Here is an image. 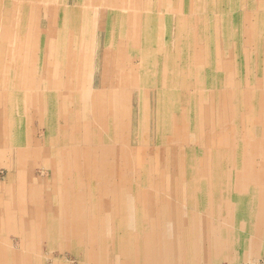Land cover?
I'll return each mask as SVG.
<instances>
[{
	"label": "rangeland",
	"instance_id": "obj_1",
	"mask_svg": "<svg viewBox=\"0 0 264 264\" xmlns=\"http://www.w3.org/2000/svg\"><path fill=\"white\" fill-rule=\"evenodd\" d=\"M121 2L122 8H102V0H0V264H184L179 255L184 230L219 218H212V211L195 216V210L206 209L199 191L185 206L190 199L185 189L200 190L204 179L194 160L203 158L206 164L209 159V190L215 158L230 156V175L241 172L232 166L238 165L234 158L243 147L236 144L247 136L249 106L226 99V91L235 92L237 100L255 93L247 124L252 135L246 139L255 145L260 139L264 0ZM169 4L174 10L166 8ZM170 17L174 22L167 23ZM148 18L156 22L147 24ZM142 19L144 25L135 24ZM230 107L241 111L238 128L221 123ZM187 108L189 128L172 130ZM229 129H239L241 136ZM262 152L257 145L250 152L253 178L260 179ZM78 167L87 175L76 178ZM221 183L218 188L227 186ZM122 197L134 202L139 215L135 227L128 224L119 234L114 226ZM234 202L220 197L215 205L228 214L222 224L226 254L218 262L204 253L199 264H264V247L255 254L246 252L243 242L234 248L235 237L240 239L234 223L247 220L245 203L234 211ZM246 202L256 205L253 197ZM20 219L25 221L22 233ZM95 224L92 245L88 232ZM208 234L213 237L208 250L215 255L217 238ZM246 235L260 242L255 233ZM90 244L96 247L95 262L87 257Z\"/></svg>",
	"mask_w": 264,
	"mask_h": 264
},
{
	"label": "bare ground",
	"instance_id": "obj_2",
	"mask_svg": "<svg viewBox=\"0 0 264 264\" xmlns=\"http://www.w3.org/2000/svg\"><path fill=\"white\" fill-rule=\"evenodd\" d=\"M182 23V22H181ZM158 34V33H157ZM76 38V37H75ZM219 39V38H218ZM250 40V39H249ZM79 46V45H78ZM150 53V52H149ZM146 54V53H145ZM245 54V53H244ZM245 55H247V54H245ZM244 55V56H245ZM259 55V54H258ZM75 56V55H74ZM135 56V55H134ZM248 56V55H247ZM260 56V55H259ZM219 59V58H218ZM246 62V61H245ZM259 62V61H258ZM219 64V63H218ZM26 70V69H25ZM14 80V79H13ZM146 81V80H145ZM249 82V81H248ZM141 83V82H140ZM234 84H236V83H234ZM217 85V84H216ZM228 86H230L231 88L233 87H235L236 85H230V84H227ZM244 86V85H243ZM155 87V86H154ZM225 88H226V86H225ZM224 90V89H223ZM218 92V91H217ZM218 95H219V93H217ZM249 94H250V96H249ZM253 94H255V93H251V92H248V95H245L244 97H240L239 96V100H237V96H236V93L234 92V93H230V92H228V91H226V93H225V98L226 99H230L231 101H232V99H233V101L234 102H238L239 103V101H240V104H244V108L246 107V106H249L248 107V112H247V114H246V116H245V118L247 119V121H246V134L245 135H247V136H249L250 134L252 135V131H250V129H248L247 130V124H248V121H249V116H250V112H251V110H252V104H253V102H254V95ZM252 95V96H251ZM78 96V95H77ZM207 96V95H206ZM205 96V97H206ZM223 96H224V94H223ZM256 96V95H255ZM209 97V96H208ZM230 97V98H229ZM78 98V97H77ZM171 98V100H169V101H173V97H170ZM185 98V97H184ZM248 98V99H247ZM67 99V98H66ZM186 99V98H185ZM206 99V98H205ZM217 100H218V98H217ZM250 100V101H249ZM177 103H178V100L176 101ZM217 102H219V101H217ZM147 103V102H146ZM171 103V102H170ZM239 104V105H240ZM248 104V105H247ZM223 105V104H222ZM231 106V105H230ZM146 107V106H145ZM147 108V107H146ZM255 108V107H254ZM63 110L65 109V107H63L62 108ZM179 109V108H178ZM79 110V109H78ZM145 110V109H144ZM238 110L239 109H237V108H234V111H233V107H230L229 108V111H228V120L227 119H224L223 117V120H222V122L221 123H225V124H235L236 125V128H238V124L240 125L241 124V121H242V116L240 115V113H241V111H240V113H238ZM206 111V110H205ZM171 112V111H170ZM181 112H183V116L180 118V120H179V122H178V124L180 125V126H176V125H173V126H171V128H172V130H175V131H181V130H183L184 129V127H188L189 128V126H188V124L186 123V118H189L190 117V113H191V108H187V109H185V110H182ZM213 112V111H212ZM246 112V111H245ZM174 114V113H173ZM213 114V113H212ZM252 114V113H251ZM148 115V114H147ZM248 115V116H247ZM213 116V115H212ZM131 117V116H130ZM175 117V116H174ZM52 118V117H51ZM221 118V119H222ZM171 119V118H170ZM218 119V118H217ZM220 119V118H219ZM145 120H146V118H145ZM182 120V121H181ZM258 120V119H257ZM128 121V120H127ZM213 121V120H212ZM224 121V122H223ZM123 122V121H122ZM125 123H126V121H124ZM158 122V121H157ZM211 122V121H210ZM52 123V122H51ZM145 123V122H144ZM148 123V122H147ZM203 123V122H202ZM219 123H220V121H219ZM218 126V125H217ZM14 127V126H13ZM98 127V126H97ZM128 127H131V126H128ZM225 127H226V125H225ZM224 127V128H225ZM148 128V127H147ZM230 128V127H229ZM132 129V128H131ZM130 129V130H131ZM143 129H144V127H143ZM227 129V128H226ZM14 130H15V128H14ZM55 130H56V128H55ZM124 131H125V129H123ZM146 130V129H145ZM187 130V129H186ZM237 130V131H236ZM70 131V130H69ZM206 131V130H205ZM229 131H232L233 133H236V136H237V138H239L240 136H241V133H240V130L239 129H229ZM236 131V132H235ZM72 132V131H71ZM70 132V133H71ZM170 132V131H169ZM168 132V133H169ZM201 132H203V131H201ZM65 133H67V132H65ZM83 133V132H82ZM129 133H132V131L131 132H129ZM231 133V132H230ZM48 134V133H47ZM126 134H128V132L126 133ZM147 134V133H146ZM157 134H158V127H157ZM157 134L155 133L154 135H155V142L157 141V143H161L160 142V138L158 139V136H157ZM83 135V134H82ZM148 135V134H147ZM180 135V134H179ZM213 135H214V133H213ZM181 136H182V134H181ZM218 136V135H217ZM221 136H223V135H221ZM247 136H242V138H240L239 140H238V142H237V146H243V147H245L246 145H248V149L247 150H245V149H243V147H242V149H241V152H240V154H239V152H236V153H238V156H235V158H234V161H237L236 163H238V165L237 166H235V165H233L232 167H236V169L237 170H241V172H239V173H235V174H233V175H230V173H229V169H230V166H229V164H230V162H231V157L230 156H224V155H222V157H220L221 159L219 160V159H216L215 158V156H212V157H214L215 159L214 160H216V162L214 161L213 163H211V164H213V166H211L210 167V172H209V174L211 173V177H210V180H211V182L209 183V184H211L212 185V188H211V190H209V189H207L206 187H207V185H208V179H207V177H205L206 176V172H207V170H206V168H207V166H208V160L209 159H207L208 157L206 156V155H204V158L205 159H207V163L206 164H204V162H203V158L202 159H200V160H198V161H196V160H194V165L196 166V168H197V170L200 172V174H201V176H203V180L201 181V189L199 190V189H193V187H188V188H186L185 189V193H187L186 195H189V197H190V199H187V201H186V207H188V206H190V205H192V203H191V201H192V197H194V196H196L197 194V192L199 191L201 194H202V199L203 200H205V202H204V206L206 207V209H208V210H211V208L210 207H213L214 206V204L212 203V201L213 200H216L217 198H220V197H224V198H228V197H233L234 199H235V204L234 205H237V204H239V203H241V204H243V202L245 203V207L247 206V203H246V199H248V198H251V197H253L254 198V200L256 201V207H251L252 209H248V210H255L256 211V213L258 214V216H260V215H263L264 214V162L260 165V173L262 172V174H260L259 173V177H260V179H257L256 177L255 178H253V172H252V170H251V162L249 161V157H250V152L252 151V149H254V148H256V145H257V148L258 149H262L263 150V152H262V154H263V158H264V130H260V132H258V136H260V139H259V141H258V143L255 145V143H256V141L255 142H252V140H248V139H250L249 137H247ZM257 136V137H258ZM83 137V136H82ZM180 137V136H179ZM246 137L248 138V139H246ZM257 137H256V139L255 140H257ZM3 138V137H2ZM1 138V139H2ZM14 138V137H13ZM126 138V137H125ZM204 138H207V137H205L204 136ZM210 138V137H209ZM226 138L227 139H229L230 138V135H229V137H228V135H226ZM3 139H5V138H3ZM75 139V138H74ZM100 139V138H99ZM180 139H182V138H180ZM215 139V138H214ZM221 140H222V142L225 140V137H222V138H220ZM6 140V139H5ZM4 140V141H5ZM49 140V139H48ZM123 140V139H122ZM127 140V139H126ZM130 140V139H129ZM209 140V139H208ZM240 140H242V141H240ZM15 141V140H14ZM21 141H22V139H21ZM47 141V140H46ZM148 141V140H147ZM204 141H206V140H204ZM204 141L202 140V143H204ZM89 142V141H88ZM124 142H127V141H124ZM129 142V141H128ZM127 142V143H128ZM227 142H229V141H227ZM234 142V141H233ZM236 142V141H235ZM68 143V142H67ZM66 143V144H67ZM79 143V142H78ZM98 143H99V141H98ZM142 143V142H141ZM248 143V144H247ZM129 144V143H128ZM147 144V143H146ZM207 144V143H206ZM235 144V143H234ZM77 145V144H76ZM87 145V144H86ZM223 146H225V145H223ZM234 146V145H233ZM35 147V146H34ZM37 147V146H36ZM55 147H58V146H55ZM113 147V146H112ZM205 147V146H204ZM216 147V146H215ZM129 148V147H128ZM211 148V147H210ZM219 148H220V146H219ZM222 148V147H221ZM27 149V148H26ZM38 149V148H37ZM113 149V148H112ZM124 149V148H123ZM123 149H121V150H123ZM131 149V148H130ZM208 149V148H207ZM240 149V148H239ZM16 150V149H15ZM19 150V149H18ZM31 150V149H30ZM36 150V149H35ZM115 150V149H114ZM129 150V149H128ZM232 150V149H231ZM40 151V150H39ZM59 151V150H58ZM132 151V150H131ZM211 151V150H210ZM214 151V150H213ZM29 152V151H28ZM30 152H33L32 150L30 151ZM123 152V151H122ZM135 152V151H134ZM220 152V151H219ZM219 152H217L216 154H218ZM17 153V152H16ZM34 153V152H33ZM59 153V152H58ZM132 153V152H131ZM211 153H213V152H211ZM229 153V152H228ZM31 154V153H30ZM40 154V153H39ZM64 154V153H63ZM150 154V153H149ZM208 154H209V152H208ZM207 154V155H208ZM231 154H232V152H231ZM127 155V154H126ZM212 155V154H211ZM37 156V155H36ZM160 156V155H159ZM190 155H188V158L189 159H192V157H189ZM232 156V155H231ZM26 157V156H25ZM31 157V156H30ZM123 157V156H122ZM126 157V156H125ZM147 157V156H146ZM187 157V156H186ZM203 157V156H202ZM11 158H12V156H11ZM68 158V157H67ZM201 158V157H200ZM25 159V158H24ZM143 159V158H142ZM145 159V158H144ZM164 159V158H163ZM211 160H213L212 158H210ZM115 160H116V158H115ZM95 161V160H94ZM218 161H224V162H222V164H218ZM92 162V161H91ZM117 162V161H116ZM144 162H146V161H144ZM156 162V161H155ZM37 163V162H36ZM42 163V162H41ZM68 163V162H67ZM164 163V162H163ZM187 163V162H186ZM27 164V163H26ZM40 164V163H39ZM120 164V163H119ZM131 164V163H130ZM142 164V163H141ZM35 165V164H34ZM42 165V164H41ZM153 165V164H152ZM154 165H156V163L154 164ZM191 165V164H190ZM205 165V166H204ZM5 166V165H4ZM11 166V165H10ZM44 166V165H43ZM69 166V165H68ZM124 166V165H123ZM145 166V164L143 163V167ZM183 166H184V164H183ZM198 166V167H197ZM36 167H37V165H36ZM134 167V166H133ZM163 167V166H162ZM7 168V167H6ZM60 168H61V165H60ZM151 168V167H150ZM26 169V168H25ZM62 169V168H61ZM80 169V170H79ZM134 169V168H133ZM246 170H247V172H246ZM70 171V170H69ZM94 171V170H93ZM221 171V172H220ZM198 172V173H199ZM80 173V174H79ZM122 173V172H121ZM189 173V172H188ZM248 173H251L250 175H248ZM41 174V173H40ZM82 174H84V175H87V170H82L81 171V168H79L78 167V169L76 170V173H75V176H76V178L78 177V176H82ZM94 174H95V172H94ZM109 174V173H108ZM91 175V174H90ZM36 176V175H35ZM38 176H39V174H38ZM51 177V176H50ZM39 178V177H38ZM48 178V177H47ZM68 178V177H67ZM94 178V177H93ZM130 178V177H129ZM45 179V178H44ZM82 179V178H81ZM86 179H87V177H86ZM46 180V179H45ZM51 180V179H50ZM49 180V181H50ZM80 180V179H79ZM24 181V180H23ZM47 181V180H46ZM56 181V180H55ZM70 181H71V179H70ZM145 181L146 180H143V184H145ZM231 181H234V182H231ZM219 182H222L221 184H223V183H225L227 186L226 187H223V185H222V189H220V188H218L217 186H218V184H219ZM66 183V182H65ZM193 183V182H192ZM62 185V184H61ZM82 185H84V187L85 186H87L88 185V183H82ZM26 186V185H25ZM49 186V185H48ZM142 186H145V185H142ZM262 186V187H261ZM30 187V186H29ZM55 187V186H54ZM7 189V188H6ZM157 189V188H156ZM8 190V189H7ZM6 190V191H7ZM67 190V189H66ZM31 191V190H30ZM64 192V191H63ZM123 193L121 194V195H124L125 193H124V191H122ZM198 192V193H199ZM8 193V192H7ZM10 193V192H9ZM6 194V193H5ZM28 194H30V193H28ZM36 194V193H35ZM56 194V193H55ZM46 195V194H45ZM185 195V196H186ZM210 195H213L212 197H210ZM26 196V195H25ZM31 196V195H30ZM64 197H65V195H64ZM144 197H145V195H144ZM26 198V197H25ZM66 198H67V194H66ZM133 198V197H132ZM31 199V198H30ZM46 200H47V197L45 198ZM145 200H146V198H144ZM183 199H184V196H183ZM4 200V199H3ZM57 200V199H56ZM69 201V200H68ZM58 202V201H57ZM208 202H210L211 203V206H208ZM35 203V202H34ZM46 203H48V202H46ZM145 203V202H144ZM194 203V202H193ZM199 203V202H198ZM217 203V202H216ZM2 204H4L3 202H2ZM52 205V204H51ZM134 202L133 201H129V202H125V200H124V198L122 197V200H121V202H120V208H121V210L123 211H121L120 213V219H119V222H117V224H116V226H114V227H117V229L119 230V234H121L122 232V230L123 229H125V227L129 224H132V227H135V221H134V216H136V215H139L138 213H137V211H136V208L134 207ZM233 205V206H234ZM251 205V204H250ZM56 206H58V205H56ZM109 206V205H108ZM2 207H4V206H2ZM143 207V206H142ZM199 207V206H198ZM35 208V207H34ZM55 208V207H54ZM60 209V208H59ZM58 209V210H59ZM200 209V208H199ZM33 210V209H32ZM41 210V209H40ZM142 210H143V208H142ZM168 210L170 211V209H169V207H168ZM167 209H166V211H168ZM222 210V209H221ZM220 210V211H221ZM224 210V209H223ZM42 211H43V209H42ZM41 211V212H42ZM124 212H127V213H125L124 214ZM143 212V211H142ZM248 212V211H247ZM35 213V212H34ZM49 213V212H48ZM119 213V212H118ZM215 213V212H214ZM147 213L145 212L144 213V216H147L146 215ZM4 215V214H3ZM8 215V214H7ZM16 215V214H15ZM38 215V214H37ZM52 215V214H51ZM54 215V214H53ZM126 215V216H125ZM46 216V215H45ZM57 216V215H56ZM168 216H170V212L168 213ZM215 216V215H214ZM14 217V216H13ZM205 217V216H204ZM208 217V216H207ZM14 219V218H13ZM43 219V218H42ZM60 219V218H59ZM38 221V220H37ZM44 221V220H43ZM24 222L25 221H23V219H20V220H18V229H19V232L20 233H22L23 232V228L25 227L23 224H24ZM42 222V221H41ZM40 222V223H41ZM61 222V221H60ZM106 222H107V224H110L109 222L110 221H108V218H106ZM225 222V221H224ZM11 223H12V221H11ZM99 223V222H98ZM2 224V223H1ZM162 225H164L165 227L164 228H167L166 229V234L168 233L169 234V225L167 224V222H162L161 223ZM250 224V223H249ZM15 225V224H14ZM42 225H43V223H42ZM147 225H149V224H147ZM207 225V224H206ZM93 226H95L94 227V229L93 230H91L90 232L91 233H89L88 231H86V232H88V234H90L91 236V239H93L94 238V240H91V242H92V245L94 244V241H95V237L97 236V235H94L95 233H96V230H97V228H98V226H99V224L97 225V224H95V225H93ZM43 227H44V225H43ZM58 227V226H57ZM151 227H153V225L152 226H150V228ZM207 228V227H206ZM17 229V230H18ZM116 229V228H115ZM120 229H122V230H120ZM134 229V228H133ZM58 230V229H57ZM208 230V229H207ZM251 230V229H250ZM227 231V230H226ZM245 231H246V229H245ZM262 231V230H261ZM93 232H95V233H93ZM251 232V231H250ZM59 233H57V235H58ZM227 234V233H226ZM21 235V234H20ZM22 236H23V234H22ZM27 237V236H26ZM121 237V236H120ZM164 237H166V239H168V235H166V236H164ZM61 238V237H60ZM156 238V237H155ZM25 239V238H24ZM29 239V238H28ZM98 239V238H97ZM153 239H154V237H153ZM89 240V241H90ZM23 241V240H22ZM165 241H167L168 242V240H165ZM68 242H69V240H68ZM118 242H119V240H118ZM166 242V243H167ZM144 243V242H143ZM16 244V243H15ZM52 244H53V242H52ZM6 245V244H5ZM11 245H13V244H11ZM50 246V245H49ZM228 246V245H227ZM12 247V246H11ZM91 247V248H90ZM147 247V246H146ZM145 247V248H146ZM199 247V246H198ZM7 248V247H6ZM100 247H99V245H98V249H99ZM194 248V247H193ZM212 248V247H211ZM227 248V247H226ZM88 252H87V257H88V259H89V262H95V261H97V259H98V257H97V254H96V251H95V249H96V247H95V249L93 248V246H91V244H90V246L88 247ZM148 249V248H147ZM18 250V249H17ZM145 250V249H144ZM212 250V249H211ZM20 251H22V250H20ZM103 251V250H102ZM80 252V251H79ZM212 252V251H211ZM144 253V252H143ZM209 253V252H208ZM6 254V253H5ZM38 254V253H37ZM36 254V255H37ZM119 254H123V251H120L119 250ZM146 254H148V253H146ZM201 254V253H200ZM210 254V253H209ZM209 254H207L208 255V257H209ZM169 255H170V253H169ZM175 255V254H174ZM211 255V254H210ZM193 256H194V254H193ZM226 256H228V255H226ZM225 256V257H226ZM100 257V256H99ZM118 257V259L120 258L119 256H117ZM146 257V256H145ZM219 257V256H218ZM220 258V257H219ZM200 259V258H199ZM1 260V259H0ZM6 260V259H5ZM92 260V261H91ZM146 260V259H145ZM184 260V259H183ZM5 263H6V261H5ZM30 263V262H29ZM104 263V262H103ZM1 264H3V263H1ZM15 264V263H14ZM32 264V263H31ZM36 264H37V262H36Z\"/></svg>",
	"mask_w": 264,
	"mask_h": 264
},
{
	"label": "crops",
	"instance_id": "obj_3",
	"mask_svg": "<svg viewBox=\"0 0 264 264\" xmlns=\"http://www.w3.org/2000/svg\"><path fill=\"white\" fill-rule=\"evenodd\" d=\"M120 6H121V8L124 7L123 6V3L121 2V0H102V8H105V7L118 8ZM175 7L176 6H174V5L172 6V4H169V6H167L166 8H168V9L170 8V11H171V10H174L173 8H175ZM147 8H155V5L152 4V6H149V4H147ZM172 12H174V11H172ZM172 12H171V14H172ZM112 20L113 19H111V17H109L107 19V21H112ZM172 20H173V18L170 17L168 19V21L167 20L166 21H167V23H169ZM153 21L156 22V20L153 19V18H148V20H146L147 24H150ZM85 22H87V21L85 20ZM143 22H144V24L146 23L145 20L142 19L140 22H137L136 21L135 24L136 25L137 24L138 25H144ZM173 22H174V20H173ZM105 23H106V21H104L103 23H99V26L100 25L101 26L102 25H105ZM83 24H87V23H83L82 22V25ZM91 24H96V23H91ZM88 26H89V24H88ZM138 32H139V30H138ZM103 86L104 85H102V87ZM218 199L219 198H217L216 200H213L212 201V203L214 204V206L213 207H210L211 210H208V209L195 210V212H196V215L195 216H199V217H200V215L202 213H204V211H206V212L212 211L211 212L212 218L215 217L214 215H216V217L217 216L219 217L217 223H215L213 221L214 222V224H213V222L211 221L210 224H207V225L206 224L205 225L202 224V225H200L198 227L188 226L187 229H186V231L184 230V233L185 234L182 235V236H180L181 242H184V250H183V248L180 247L179 255L182 254L180 258H182V259L184 258V260H185L184 264L185 263L186 264H199V263H202L201 262V259L198 260V258L201 257V256L203 257L204 256V253H205V256H207V254L210 253L212 255L211 256L209 254L210 255V258L211 257L212 258L215 257V259H218V262H219V259L222 258L221 256H223V254L224 255L226 254L225 246L227 247L228 240H225L223 238L222 232L224 231L223 230L224 225L227 223V219H224V218L225 217L227 218L228 214H227V212L225 210H221V211L220 210H217V206H215V205H217L216 202H217ZM247 200L248 199H246V201ZM204 202L205 201H202V204L203 205H204ZM234 204H235V202H234ZM185 206H186V204H185ZM208 206H211V203L210 202H208ZM235 206L237 207V205H234L233 207H235ZM254 206L255 205H253V207ZM236 207L233 209L234 211H236ZM248 209H252V208L246 206V218H247L246 222L242 223V222L239 221L236 224L234 223V226H233L234 228L233 229H235V230H233V231H235L236 236L239 237L240 239L238 240L235 237V242L236 243H235V246H234V244H233V246H234V248L236 250L237 249V245L238 244H241V242H243L245 244V250H246V252L251 253V254H255L259 249L261 250L264 247V214L258 216V214L256 213L255 210H252L251 211V210H248ZM230 223H233V222H230ZM251 223H252V225H251ZM222 224H224V225H222ZM249 225H250V229L251 230L249 229ZM210 228H211L212 231L210 230ZM245 229H246V231H245ZM209 232H214L215 233V236L217 238V247H216L217 251L215 252V255H213V252H211V251L208 250V245H212L210 243L213 241L212 235L211 234H208ZM246 232L248 234L255 233V235L257 236V238H259V241L260 242H256L255 240H253L254 237H253V239L249 240L247 238V235H246L247 233ZM243 236H245V238H242ZM183 239H184V241H183ZM193 254H194V256H193ZM210 258L208 260H210ZM181 263L183 264V262H181Z\"/></svg>",
	"mask_w": 264,
	"mask_h": 264
}]
</instances>
